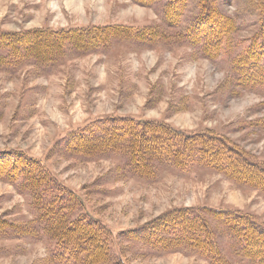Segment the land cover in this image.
Wrapping results in <instances>:
<instances>
[{
    "label": "rangeland",
    "instance_id": "rangeland-1",
    "mask_svg": "<svg viewBox=\"0 0 264 264\" xmlns=\"http://www.w3.org/2000/svg\"><path fill=\"white\" fill-rule=\"evenodd\" d=\"M144 2L0 0V264H62L45 211L60 194L70 216L113 233L80 224L79 236L95 231L107 247L91 264H213L194 247L161 249L168 238L151 222L176 208L226 209L264 226V191L212 165L211 150L179 167L151 143L139 141L140 161L128 148L143 120L145 133L153 122L188 144L221 138L264 164V0ZM107 24L141 31L87 43L75 33ZM111 119L122 137L108 132ZM208 219L221 264H257Z\"/></svg>",
    "mask_w": 264,
    "mask_h": 264
},
{
    "label": "trees",
    "instance_id": "trees-1",
    "mask_svg": "<svg viewBox=\"0 0 264 264\" xmlns=\"http://www.w3.org/2000/svg\"><path fill=\"white\" fill-rule=\"evenodd\" d=\"M148 1L151 0H145V2ZM169 5H172V2H169ZM119 28H125V30H122L123 33H125V31H131L133 33L136 31L135 29H137L134 28V26L120 27L117 24H107L101 27L93 28L96 32H98L99 36L96 33H93L92 30H89L90 28L75 29V33L81 34L80 40L87 43V41H92L93 38L94 40L99 39V41H103L107 40L108 36L115 37L114 33L117 32ZM137 30L141 31L140 29ZM28 36L29 34H25L23 38ZM40 36V40L46 38L45 34L42 32ZM71 38V36L67 37V35L57 33L56 42L66 39L71 40ZM258 81V79H254L255 83ZM121 119L123 120V118ZM130 119L131 121H134L133 118ZM111 120H114L111 121L114 124H118L115 125L116 127H106L108 128V132H114V135L118 136V138L122 137L125 133L122 128L124 125L117 122L115 119ZM143 122V120H137L135 127L137 129L139 128V130L133 128V130L129 131L128 134L130 135V145L128 148L132 151L134 150L137 154V161H140V158L142 159L144 154L141 153L143 147L140 145L139 141H142V144L151 143V148L154 151L163 153L164 158L172 161V163L176 164V161L179 160L177 163L179 164V167L192 158H202L206 151L211 150V159H214V161L210 160L212 165L223 169H229L232 166L230 172L235 173L236 178L243 179V181L253 184L264 191V164L247 161L246 158L240 155L239 151L235 147L226 143L223 139H214L216 142V144H214L212 138H209L207 140L209 144L208 147L205 141L203 142L205 144H188L191 138L189 139L186 136L178 135L177 132H174L170 128H165V131H163L160 127L156 126L157 123H149L151 126V133H145L142 131ZM91 133V131H84L83 129L78 137L82 141L87 142L90 140L89 138ZM136 144L138 148L136 147ZM198 154L201 155L197 157ZM219 155L222 156L219 157ZM62 188L63 187L59 189V192L65 190ZM68 201L69 199L62 197V194H60L57 198H55V200L53 199V201H48L49 203L46 204V216L49 214L47 216V221L50 223V228L48 229L56 237L57 258L62 264H91L89 263L92 259L91 256L93 257L95 255L94 257H96V255L101 252H107V247L105 244L100 243V236L95 231H86L83 228L82 231L85 233L83 236H79L81 234V232L78 234V231L80 230L79 228H81L80 224L84 222L87 228H90V225L92 224L95 228L99 226L102 230H104L108 238H111L113 233L98 220L94 218L91 220L89 214L88 216L84 214L85 219L83 218L80 220L70 216L66 212ZM204 210L207 209L176 208L167 211L161 217L152 221L151 233L155 232V235L160 234L163 238H168V240L161 239L158 241L161 245V249H168L171 252L176 249L179 250L194 247L210 259L213 264H221L222 257L219 255L220 253L217 254L219 248L217 236L210 220L208 219V214H210L215 218V224L221 226L225 225L229 235L235 241L236 245L238 244L239 250L250 252L254 257L253 258L251 256L255 263L264 264L263 224L253 220L247 216V214H241L239 212L235 213L226 209L218 210L213 208H209L207 212H204ZM148 227L150 228V225H148ZM157 228H161V230L159 231ZM160 237L158 236V238ZM72 241L75 243H72ZM164 241L168 243H165ZM156 244L158 243H155V245ZM96 252L97 254H95ZM215 258H219V260ZM95 264L101 263L96 262ZM117 264H124L123 260L118 258Z\"/></svg>",
    "mask_w": 264,
    "mask_h": 264
}]
</instances>
